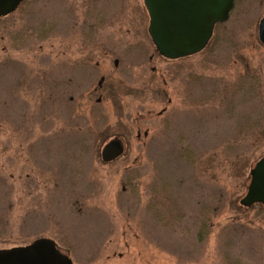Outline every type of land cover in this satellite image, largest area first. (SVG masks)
I'll return each instance as SVG.
<instances>
[{"label":"rangeland","instance_id":"1","mask_svg":"<svg viewBox=\"0 0 264 264\" xmlns=\"http://www.w3.org/2000/svg\"><path fill=\"white\" fill-rule=\"evenodd\" d=\"M262 17L264 0H236L174 61L143 0L0 18V251L48 238L73 264H264V207L240 204L264 156Z\"/></svg>","mask_w":264,"mask_h":264},{"label":"water","instance_id":"2","mask_svg":"<svg viewBox=\"0 0 264 264\" xmlns=\"http://www.w3.org/2000/svg\"><path fill=\"white\" fill-rule=\"evenodd\" d=\"M26 0H0V18L14 13ZM149 14V35L156 52L163 58L178 60L204 50L217 25L226 23L235 0H144ZM259 39L264 46V17L259 23ZM125 151L122 139H111L102 149L101 160L110 163ZM241 206L264 207V157L250 170V183ZM0 264H73L55 242L41 238L25 247L0 251Z\"/></svg>","mask_w":264,"mask_h":264},{"label":"trees","instance_id":"3","mask_svg":"<svg viewBox=\"0 0 264 264\" xmlns=\"http://www.w3.org/2000/svg\"><path fill=\"white\" fill-rule=\"evenodd\" d=\"M29 1V0H28ZM25 3H27V1H25L24 3H22L21 4V6L19 7V8H21ZM219 26V25H218ZM216 29V28H215ZM264 157V156H263ZM223 202H224V200L222 199V197H221V194L217 197V211H219V206H223L222 204H223ZM261 208L263 207V206H260ZM264 209V208H263ZM215 209H213V211H214ZM211 210H210V208L209 207H205L204 209H203V212H202V215H205V213H209Z\"/></svg>","mask_w":264,"mask_h":264},{"label":"flooded vegetation","instance_id":"4","mask_svg":"<svg viewBox=\"0 0 264 264\" xmlns=\"http://www.w3.org/2000/svg\"><path fill=\"white\" fill-rule=\"evenodd\" d=\"M143 1H144V0H143ZM144 5H145V4H144ZM235 6H236V0H235ZM235 6H234V8H235ZM262 18H263V17H262ZM262 18H261V19H262ZM259 23H260V22H259ZM258 27H259V26H258ZM258 32H259V28H258ZM258 36H259V33H258ZM259 40H260V39H259ZM262 46H263V44H262ZM180 60H181V59H180ZM172 61H174V60H172ZM114 65L117 66V65H118V61H115V62H114ZM123 143H124V141H123ZM108 164H109V163H108ZM19 178L21 179V177H19Z\"/></svg>","mask_w":264,"mask_h":264}]
</instances>
